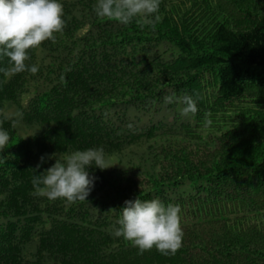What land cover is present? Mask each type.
<instances>
[{"label": "trees", "instance_id": "16d2710c", "mask_svg": "<svg viewBox=\"0 0 264 264\" xmlns=\"http://www.w3.org/2000/svg\"><path fill=\"white\" fill-rule=\"evenodd\" d=\"M60 3L56 43L28 50L38 72H0V264H264V0H161L154 30ZM172 93L198 95L197 113ZM90 148L113 165L87 167L86 201L32 194L34 175ZM137 197L180 206L175 255L111 234Z\"/></svg>", "mask_w": 264, "mask_h": 264}, {"label": "clouds", "instance_id": "9594fccd", "mask_svg": "<svg viewBox=\"0 0 264 264\" xmlns=\"http://www.w3.org/2000/svg\"><path fill=\"white\" fill-rule=\"evenodd\" d=\"M161 0H97L94 11L100 18L116 21L124 26L135 22L141 29L151 27L161 19L158 13ZM64 9L60 0H0V56L9 58L10 67L0 69L5 77L29 71L38 72L35 65L27 66L28 50L39 48L50 40L56 43L55 33H62L65 27ZM61 83L67 81L61 76ZM196 99L192 95L176 96L175 93L164 97L165 104L183 105L181 116L195 115L198 111ZM17 113L16 116H21ZM210 113L205 114V126L212 124ZM4 120L12 121V114L4 113ZM131 127V125H130ZM10 139L9 133L0 128V152L5 149ZM49 159L53 157H48ZM41 164L45 157L41 156ZM41 164H37L40 168ZM95 165L101 170L111 167L105 159L103 148H90L75 151L47 168L44 175H34L31 183L33 195L46 197L49 201L65 200L68 204L87 200L94 187L95 177H90L86 170ZM119 227L111 233L122 237L138 249L140 254L155 248L163 255H175L182 247L184 232L181 227L180 206L165 205L159 199L126 200L120 209Z\"/></svg>", "mask_w": 264, "mask_h": 264}, {"label": "rangeland", "instance_id": "374dc122", "mask_svg": "<svg viewBox=\"0 0 264 264\" xmlns=\"http://www.w3.org/2000/svg\"><path fill=\"white\" fill-rule=\"evenodd\" d=\"M11 113H14L15 111H10ZM16 116V115H15ZM17 117V116H16Z\"/></svg>", "mask_w": 264, "mask_h": 264}]
</instances>
